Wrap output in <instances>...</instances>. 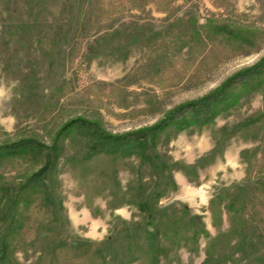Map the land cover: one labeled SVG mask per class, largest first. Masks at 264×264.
Masks as SVG:
<instances>
[{
	"label": "rangeland",
	"instance_id": "obj_1",
	"mask_svg": "<svg viewBox=\"0 0 264 264\" xmlns=\"http://www.w3.org/2000/svg\"><path fill=\"white\" fill-rule=\"evenodd\" d=\"M262 58L264 0H0V146L46 148L0 158V264H264V75L238 76ZM229 80L212 122L168 124L133 152L62 133L204 116L190 105Z\"/></svg>",
	"mask_w": 264,
	"mask_h": 264
},
{
	"label": "trees",
	"instance_id": "obj_2",
	"mask_svg": "<svg viewBox=\"0 0 264 264\" xmlns=\"http://www.w3.org/2000/svg\"><path fill=\"white\" fill-rule=\"evenodd\" d=\"M264 75V58L261 59V61L244 71V73H241L238 75L241 78H251L254 76ZM233 81L229 80V82L221 89H219L218 93L222 95L219 99L217 98L218 94H214L213 97L207 98L206 100H200L198 103L191 104V108H201V110L205 111L204 116H196V113H183L181 115V119L177 118L176 115H170L169 122H161L157 124V126L153 127V129L148 130H140L131 136L128 134H122V135H114L111 133H106L100 128L95 122H88L83 119H77L76 121L69 122L65 124L62 128V133H71L76 130H80L82 132L87 133V136L90 137L91 140L94 142V147L98 151H103L105 153H114V154H123L124 152H133L135 150H138V148L144 147L146 145V141H144L149 136H156L159 133V130L162 131L168 127V124L176 123L178 124V129L180 131H183L186 128H189L195 124H199V122L203 123H210L214 120L216 114L225 111L229 108V106L232 104L230 101L233 98V93L230 92L232 90ZM235 94V93H234ZM222 103V105L220 103ZM200 104V106H199ZM200 110V111H201ZM202 118V119H201ZM61 134V133H60ZM31 150H46L45 146L43 144H40L38 141L30 138V139H24L15 141V143L8 144V145H2L0 146V158L3 156H10L15 155V153H22V152H28ZM59 149L58 147H53V150L50 151L49 155V161L46 162V165L39 171L32 174V176L23 184L21 189L23 191H28L32 189L34 186H38L43 184V181L47 178V173L49 169H52L53 166L56 164V160L58 157ZM158 167V166H156ZM162 167V166H160ZM29 192V191H28ZM143 204V203H142ZM141 204V205H142ZM140 205V206H141ZM143 210L147 209H154V206L152 204L149 205H142ZM158 216L162 219L168 218V221L171 220L170 215L165 212H158ZM150 217L152 214L149 215ZM154 216V215H153ZM160 224L163 223V221L159 222ZM167 223V222H164ZM142 229V228H141ZM144 229V227H143ZM142 229V230H143ZM141 230V231H142ZM136 232H139V230H136ZM146 239L149 240L150 247L156 252H158V249L156 248V243L160 241V235L162 234V230H159L158 228L156 230L150 229V225L148 226L146 230ZM125 234L127 236V241L129 242V247L127 249L134 254L133 251H135L134 248L139 245V233L131 232L130 229L125 230ZM158 235V236H157ZM4 256L1 257V260L3 261ZM152 264V262H151Z\"/></svg>",
	"mask_w": 264,
	"mask_h": 264
}]
</instances>
